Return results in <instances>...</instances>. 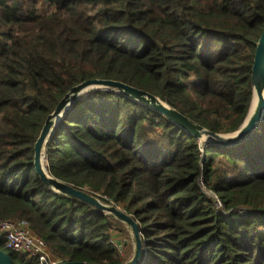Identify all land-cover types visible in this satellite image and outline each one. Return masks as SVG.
<instances>
[{"label": "trees", "instance_id": "obj_1", "mask_svg": "<svg viewBox=\"0 0 264 264\" xmlns=\"http://www.w3.org/2000/svg\"><path fill=\"white\" fill-rule=\"evenodd\" d=\"M42 1L0 0V219L27 223L60 264H123L125 226L36 173L46 118L74 86L105 79L215 133L236 131L264 0ZM45 167L139 223V264H264V116L238 145H201L131 98L91 92L55 129ZM0 250L13 264H41L7 250L2 235Z\"/></svg>", "mask_w": 264, "mask_h": 264}, {"label": "water", "instance_id": "obj_2", "mask_svg": "<svg viewBox=\"0 0 264 264\" xmlns=\"http://www.w3.org/2000/svg\"><path fill=\"white\" fill-rule=\"evenodd\" d=\"M252 95L246 117L241 126L231 133H215L180 113L176 108L146 91L119 81L95 79L88 80L71 88L61 99L54 111L48 115L39 137L34 145V167L44 184L54 193L76 198L94 206L112 219L119 221L127 229L132 243V256L123 264H139L144 256L145 243L139 223L114 204H105L97 197L76 189L53 177L45 167L46 149L55 129L67 112L81 97L91 92H111L123 95L160 113L200 141L201 145L211 144L230 147L243 142L258 127L264 116V31L257 43L251 75ZM0 264H13L9 254L0 250ZM61 264H85L66 262Z\"/></svg>", "mask_w": 264, "mask_h": 264}, {"label": "built area", "instance_id": "obj_3", "mask_svg": "<svg viewBox=\"0 0 264 264\" xmlns=\"http://www.w3.org/2000/svg\"><path fill=\"white\" fill-rule=\"evenodd\" d=\"M217 205L221 206L216 196ZM0 235L9 251L37 258L41 264H60L51 254L48 244L39 238L25 222L0 219Z\"/></svg>", "mask_w": 264, "mask_h": 264}, {"label": "rangeland", "instance_id": "obj_4", "mask_svg": "<svg viewBox=\"0 0 264 264\" xmlns=\"http://www.w3.org/2000/svg\"><path fill=\"white\" fill-rule=\"evenodd\" d=\"M42 4H43V1L41 0V2H40V7H42ZM217 202V201H216ZM218 206H219V204H218ZM117 236L119 237L118 238V240H120V238L122 237V235L121 234H117ZM128 236H129V233H128ZM123 238V240H125L126 242H125V244H126V246H128V247H126L125 249L127 250V252H128V259H130L131 258V256H132V250H133V247H132V243H131V240H130V236H129V239L127 238V235L126 236H124V237H122ZM114 240L117 242V239L116 238H114ZM122 251H123V245H121V248H120ZM122 256H124V258H126V253H125V251H124V253H122Z\"/></svg>", "mask_w": 264, "mask_h": 264}, {"label": "crops", "instance_id": "obj_5", "mask_svg": "<svg viewBox=\"0 0 264 264\" xmlns=\"http://www.w3.org/2000/svg\"><path fill=\"white\" fill-rule=\"evenodd\" d=\"M115 238L117 239V242H118V238H119V237H118L117 235H115Z\"/></svg>", "mask_w": 264, "mask_h": 264}]
</instances>
